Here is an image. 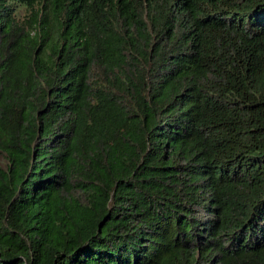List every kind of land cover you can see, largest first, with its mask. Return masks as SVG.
Segmentation results:
<instances>
[{
    "label": "trees",
    "instance_id": "obj_1",
    "mask_svg": "<svg viewBox=\"0 0 264 264\" xmlns=\"http://www.w3.org/2000/svg\"><path fill=\"white\" fill-rule=\"evenodd\" d=\"M0 264H264V0H0Z\"/></svg>",
    "mask_w": 264,
    "mask_h": 264
},
{
    "label": "rangeland",
    "instance_id": "obj_2",
    "mask_svg": "<svg viewBox=\"0 0 264 264\" xmlns=\"http://www.w3.org/2000/svg\"><path fill=\"white\" fill-rule=\"evenodd\" d=\"M18 10H17V15H19L20 17L27 14L28 9L26 8L24 3H20L18 4Z\"/></svg>",
    "mask_w": 264,
    "mask_h": 264
}]
</instances>
